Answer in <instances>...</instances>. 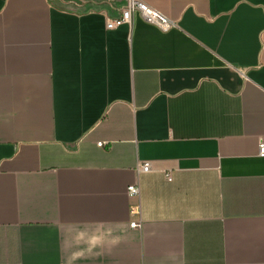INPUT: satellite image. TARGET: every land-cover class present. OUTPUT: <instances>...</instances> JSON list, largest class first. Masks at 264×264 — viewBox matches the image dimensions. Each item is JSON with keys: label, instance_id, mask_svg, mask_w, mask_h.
Returning a JSON list of instances; mask_svg holds the SVG:
<instances>
[{"label": "crops", "instance_id": "crops-1", "mask_svg": "<svg viewBox=\"0 0 264 264\" xmlns=\"http://www.w3.org/2000/svg\"><path fill=\"white\" fill-rule=\"evenodd\" d=\"M141 1L0 0V264H264V0Z\"/></svg>", "mask_w": 264, "mask_h": 264}, {"label": "built area", "instance_id": "built-area-1", "mask_svg": "<svg viewBox=\"0 0 264 264\" xmlns=\"http://www.w3.org/2000/svg\"><path fill=\"white\" fill-rule=\"evenodd\" d=\"M133 16L139 17L145 23L152 25L159 29L162 32H168L177 27L175 21L163 15L158 10L151 8L146 3L141 0H125V5L121 10V13L118 17L113 19H108L106 21V28L113 29L122 24L130 23ZM97 145L101 146L103 143H98ZM258 156L264 157V141L258 143ZM137 172L147 173L152 170L151 164L149 161L142 162L136 168ZM165 177L167 181L171 180L169 172H165ZM127 195L130 198L137 199L139 196V188L137 185H131L127 188ZM131 216L139 215V204L135 203L130 206ZM131 228H138L139 224L137 221H132L130 223Z\"/></svg>", "mask_w": 264, "mask_h": 264}]
</instances>
